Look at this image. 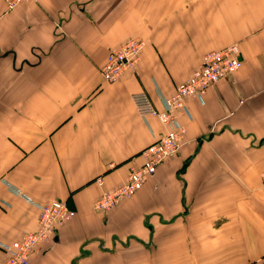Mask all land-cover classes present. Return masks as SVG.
<instances>
[{
  "label": "crops",
  "instance_id": "crops-1",
  "mask_svg": "<svg viewBox=\"0 0 264 264\" xmlns=\"http://www.w3.org/2000/svg\"><path fill=\"white\" fill-rule=\"evenodd\" d=\"M263 21L264 0H31L9 11L0 0V243L60 200L73 217L27 264H264ZM129 38L145 43L139 60L104 81L107 52ZM231 43L240 67L174 111L179 151L94 211L164 131L130 95L163 111L201 56Z\"/></svg>",
  "mask_w": 264,
  "mask_h": 264
},
{
  "label": "built area",
  "instance_id": "built-area-1",
  "mask_svg": "<svg viewBox=\"0 0 264 264\" xmlns=\"http://www.w3.org/2000/svg\"><path fill=\"white\" fill-rule=\"evenodd\" d=\"M6 10H12L18 5L31 0H3ZM264 29V21L261 24ZM144 41L139 38H129L118 47L110 49L100 67V75L106 82L112 83L119 76L134 68L139 60ZM241 65L239 50L236 43L228 44L220 49L206 51L201 56L198 67L193 69L188 77L178 83L174 92L163 97V111H157L144 92L130 95L131 103L136 113L143 119L156 116L164 127L152 142L140 151L142 162L137 167L129 168L126 179L113 189L101 193L93 202L96 212L106 211L122 199L129 198L137 191L144 181L154 173L156 167L168 157L176 154L184 143V128L174 116V111L187 114L185 105L187 98L202 101L207 87L226 78ZM260 188L264 191V168L260 171ZM100 183L101 178H96ZM38 226L35 230L24 233L19 239L10 243H0L2 257L0 264H27L29 255L36 245L52 236L53 231L70 220L74 211L63 201L51 200L37 205Z\"/></svg>",
  "mask_w": 264,
  "mask_h": 264
}]
</instances>
